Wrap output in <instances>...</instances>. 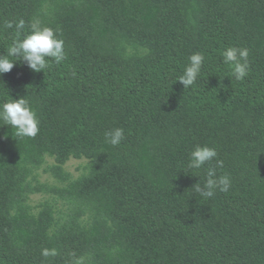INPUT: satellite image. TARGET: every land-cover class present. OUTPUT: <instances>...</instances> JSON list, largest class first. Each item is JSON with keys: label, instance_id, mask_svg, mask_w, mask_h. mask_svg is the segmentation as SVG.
Returning a JSON list of instances; mask_svg holds the SVG:
<instances>
[{"label": "trees", "instance_id": "trees-1", "mask_svg": "<svg viewBox=\"0 0 264 264\" xmlns=\"http://www.w3.org/2000/svg\"><path fill=\"white\" fill-rule=\"evenodd\" d=\"M20 18L21 38L33 19L56 30L66 59L0 76V104L24 96L39 119L34 138L0 120V264H264V0H0V55ZM233 46L249 51L242 81ZM196 145L218 155L189 169ZM72 158L87 159L77 177ZM209 167L231 185L206 199Z\"/></svg>", "mask_w": 264, "mask_h": 264}, {"label": "clouds", "instance_id": "clouds-1", "mask_svg": "<svg viewBox=\"0 0 264 264\" xmlns=\"http://www.w3.org/2000/svg\"><path fill=\"white\" fill-rule=\"evenodd\" d=\"M5 28L15 29V38L7 48L4 55H0V76L10 72L17 62L25 64L36 73L49 69L51 62L59 65L66 59L65 42L59 38L56 30L49 26H43L39 19H33L30 24V32L21 38L26 27L23 18L5 21ZM223 61L232 68V74L237 81H242L250 70L249 51L243 47H227L223 52ZM205 57L202 53H194L189 57V65L184 69L176 82L179 81L184 89L192 86L201 75ZM0 120L4 125L11 126L15 130L16 138H34L39 132V119L24 96L19 99H9L0 104ZM124 130L114 128L105 132V139L113 146H117L124 139ZM217 151L207 145H196L189 154V169H201L217 157ZM217 167H223L222 160H216ZM231 185L228 175L217 176L216 170L209 167L206 171V180L203 186L200 183L194 185L195 191L204 198H211L216 191L227 192ZM44 257L56 255L55 249H43Z\"/></svg>", "mask_w": 264, "mask_h": 264}, {"label": "rangeland", "instance_id": "rangeland-1", "mask_svg": "<svg viewBox=\"0 0 264 264\" xmlns=\"http://www.w3.org/2000/svg\"><path fill=\"white\" fill-rule=\"evenodd\" d=\"M87 164V159H70L65 165V169L68 170L74 177L79 176L84 171V166ZM41 180L53 182V178L51 175L46 174L45 172H41ZM42 194H34L33 200L36 202L37 200L42 198Z\"/></svg>", "mask_w": 264, "mask_h": 264}]
</instances>
